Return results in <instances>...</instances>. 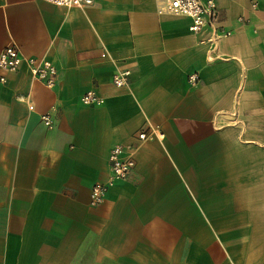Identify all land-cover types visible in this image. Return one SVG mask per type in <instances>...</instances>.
I'll return each mask as SVG.
<instances>
[{"label": "crops", "instance_id": "obj_1", "mask_svg": "<svg viewBox=\"0 0 264 264\" xmlns=\"http://www.w3.org/2000/svg\"><path fill=\"white\" fill-rule=\"evenodd\" d=\"M214 2L192 33L166 0H0V51L57 70L0 83V264H264V0ZM117 145L135 167L93 207Z\"/></svg>", "mask_w": 264, "mask_h": 264}, {"label": "built area", "instance_id": "obj_2", "mask_svg": "<svg viewBox=\"0 0 264 264\" xmlns=\"http://www.w3.org/2000/svg\"><path fill=\"white\" fill-rule=\"evenodd\" d=\"M48 2L58 8H75L90 4L92 0H42ZM161 11L170 14L188 18L191 22L189 31L199 33L205 28L210 27L217 32L215 23L217 21V9L214 0H166L165 5L161 7ZM26 66L33 79L39 81L46 87H53L55 84L57 70L48 61H37L25 58L20 48L15 45H9L0 51V83H5V75L18 71L22 66ZM131 72L123 70L116 72L112 76V84L120 89L127 87ZM197 76L189 77V81H197ZM80 102L85 107L101 106L104 99L97 95L93 90L85 92L80 98ZM42 123L50 128L52 126L49 115L41 117ZM139 142H145L152 136L161 138L163 135L158 127L152 133L140 131L136 135ZM136 145H117L114 146L108 157V165L110 170V179L104 184H95L90 191V205L99 206L105 198L109 186L117 180L126 179L135 167L133 158Z\"/></svg>", "mask_w": 264, "mask_h": 264}]
</instances>
